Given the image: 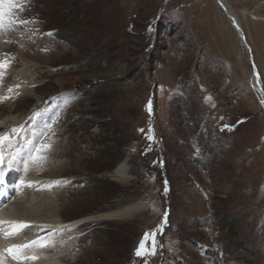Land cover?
Here are the masks:
<instances>
[{
    "label": "rangeland",
    "instance_id": "1",
    "mask_svg": "<svg viewBox=\"0 0 264 264\" xmlns=\"http://www.w3.org/2000/svg\"><path fill=\"white\" fill-rule=\"evenodd\" d=\"M19 2L28 23L0 29V97H12L0 135L22 129L3 147L14 176L0 209L44 198L37 216L61 222L32 220L31 207V221L0 226V252L30 245L20 264H264V101L249 81L255 69L264 79V0H228L240 31L215 0ZM22 70L34 79L16 84ZM13 224L26 227L9 236ZM153 237L155 255L137 256ZM44 248L55 257L38 259Z\"/></svg>",
    "mask_w": 264,
    "mask_h": 264
},
{
    "label": "bare ground",
    "instance_id": "2",
    "mask_svg": "<svg viewBox=\"0 0 264 264\" xmlns=\"http://www.w3.org/2000/svg\"><path fill=\"white\" fill-rule=\"evenodd\" d=\"M216 1V3L219 5V6H221L223 9H224V11H225V13H226V15H227V17H229V20L231 21V23L234 25V27H235V25L237 26V25H239V27L240 28H242V25H241V23H240V20L238 19V16H237V14L235 13V11H233V9L231 8V5L229 4V2H228V0H215ZM234 19H236V22L234 21ZM237 28V27H236ZM2 31V30H1ZM240 36H241V40H242V42L243 43H245V41L243 40L244 39V35H242V34H240ZM258 38H260V39H262L263 41H264V28L262 29V30H260L259 31V34H258ZM2 44V41H0V45ZM2 46H3V44H2ZM264 60V59H263ZM27 62L29 63V66H32V65H35V63L33 62V61H31V60H27ZM9 73H10V70H9ZM9 73H6V74H3V75H7V74H9ZM258 75H259V79H257V72L255 71L254 73H253V75H251V77H249V81H250V83H251V87H252V89H253V91L264 101V95H263V93H264V87H263V85H264V82H263V80L261 79V77L263 78V76L262 75H260L259 73H258ZM19 76V77H18ZM26 78H31V79H34L33 78V75L31 74V71L30 70H22V71H18V73H17V78H16V81H15V83L17 84V83H19V82H24V80L26 79ZM2 80H3V77H2ZM32 81H34V80H31L30 82H32ZM27 82V81H26ZM17 86H15V88H16ZM30 90V89H29ZM17 92V91H16ZM21 92H23V93H28L29 95L31 94V92H29L28 90H27V85H26V87H24L22 90H21ZM28 94H22L23 95V98L24 97H26V98H28L29 96H28ZM33 96V95H32ZM31 97V96H30ZM22 98V99H23ZM16 100V99H15ZM19 119V118H18ZM10 120H12V122L15 120V117H11L10 118ZM23 119H20V120H18L16 123L17 124H22L23 123V121H22ZM6 122V121H5ZM15 171V170H14ZM17 171V170H16ZM15 173V172H14ZM118 174H119V176L120 177H124V180H128L129 178H130V175L128 174V172H127V166L125 165V164H123V165H121L119 168H118ZM14 175H9L8 173H5V172H3V176H2V178H0V182L1 181H3L4 180V177H13ZM123 179V178H122ZM1 186V185H0ZM43 194H49V193H43ZM43 194H38V195H36L35 196V198H31V199H33V200H35V201H38L39 200V197L38 196H42ZM12 195H10V197H11ZM29 196V195H28ZM31 196V195H30ZM25 197H27V196H25ZM16 198H17V196H16ZM7 200V199H6ZM15 200V199H14ZM17 200V199H16ZM11 203V201H9L7 204H6V206H4L3 208H1L0 209V221H3V223H0V226L1 225H5V224H9L8 222H7V219H10V220H24L25 222L26 221H31V219H32V217H33V214H34V219H32V220H36L37 222H50V223H52V224H54V223H59V222H61L59 219H57V220H51V221H48V220H45V219H42L41 217H39V216H37V214L39 213V211H40V209H39V206H37L38 204L37 203H42V204H44L45 206H49L50 205V202L48 201H46V199H44V198H42L39 202H34V201H32V200H30L29 198H24L22 201H20V202H13L12 201V204H10ZM37 204V205H36ZM11 205H13V206H11ZM36 205V207H34ZM31 207H33V208H31ZM29 208H31V209H29ZM137 208V207H136ZM135 208V209H136ZM27 209H29L32 213H26L25 211L27 210ZM134 208H133V206L132 207H129V208H126V209H122V210H118V211H114V212H110L109 214H105L104 216H106V217H113V218H123V217H125V216H127V215H129L130 214V212L133 210ZM28 212V211H27ZM128 217V216H127ZM27 223H30V222H27ZM34 223V222H33ZM52 224H51V227H52V229L54 228V229H56V231H58L59 230V227L58 228H55L54 226H52ZM63 226H66V225H63ZM62 226V227H63ZM61 227V228H62ZM63 229V228H62ZM31 231V230H30ZM32 234V233H31ZM18 237H19V235H18ZM22 237H24V236H22ZM30 236L28 235L27 236V238L28 239H30L29 238ZM17 239V238H16ZM18 239H20V238H18ZM27 239V240H28ZM23 240V239H22ZM19 242L21 241V240H18ZM30 241V240H29ZM25 242V241H24ZM3 244H4V242H3ZM3 246V245H2ZM5 246V245H4ZM5 247H7V245L5 246ZM9 247V246H8ZM65 247H67V246H65ZM65 247H60V251H64V250H66V248ZM1 248V247H0ZM3 248V247H2ZM65 248V249H64ZM45 249V248H44ZM40 249V251H39V255H37L38 256V259H41V260H46V258L49 256V257H51L52 256V258H54L55 257V255H49V254H47V256L45 255V253L47 252V249ZM39 250V249H38ZM1 253V255L3 256L2 258L4 259H7V260H9V261H15L17 264H20L19 262H22L23 261V255H22V251L20 252V254H19V256H21V259L20 258H18V259H13L12 258V255H10L9 254V252L7 251V250H4L3 252H0ZM8 253V254H7ZM52 254V253H51ZM34 257H36V256H34ZM30 258V261L32 262L31 264H33V262H35V260L36 259H32V257H29ZM1 259V258H0ZM26 260H27V258H26ZM12 262H10V263H12ZM23 262H26L25 260L23 261ZM43 262V261H42ZM42 262H39V263H35V264H45L46 262H44V263H42ZM30 263V262H29ZM26 264V263H25ZM49 264V263H48Z\"/></svg>",
    "mask_w": 264,
    "mask_h": 264
},
{
    "label": "snow or ice",
    "instance_id": "3",
    "mask_svg": "<svg viewBox=\"0 0 264 264\" xmlns=\"http://www.w3.org/2000/svg\"><path fill=\"white\" fill-rule=\"evenodd\" d=\"M14 8H22V4L19 2V0H0V29H4V30L10 29L14 22L19 23V24L28 23V21H26V20H15L14 15H13V9ZM49 35H51V34L49 33ZM5 69H6V63L4 61H0V80H2L3 72ZM8 91H9V93H11L13 90L11 88H9ZM11 98H12L11 96L0 97V100L11 99ZM148 110H149V112H151V102H149ZM21 131H22V129L13 128L10 130V133L0 135V178H2V176H3L2 165H3L4 160H5L3 147L5 146V144H7V146L9 148L13 147L11 137L15 136L16 134H18V132H21ZM45 147H50V145L45 146ZM15 158L16 157L14 155H11L7 158L9 166L12 165V162ZM35 159L37 161H39V160L45 159V157L40 156V157H36ZM54 183L59 184L61 182L56 181ZM0 223H3V221H0ZM10 227H11V231L7 235L13 236V235H16L18 233L19 229L26 227V225L13 224ZM152 239H153V243H152L151 249H146L144 242H142L139 245V248L137 249V252H136L137 256H143V255H149V254L155 255V246L156 245H155L154 237ZM30 243H31V245H35V244H37V241H32ZM28 246H30V245L12 246V247L8 248L7 251L9 252L10 255H12L13 259H18L21 249L24 247H28ZM41 246H46V244L41 243ZM32 259H36V257H32Z\"/></svg>",
    "mask_w": 264,
    "mask_h": 264
},
{
    "label": "water",
    "instance_id": "4",
    "mask_svg": "<svg viewBox=\"0 0 264 264\" xmlns=\"http://www.w3.org/2000/svg\"><path fill=\"white\" fill-rule=\"evenodd\" d=\"M234 21L236 22V19H234ZM235 27H237V29H238V31H240L241 30V28L239 27V25H235ZM257 69H255V71H256ZM257 72V71H256ZM258 74V73H257ZM257 79H259V75H257ZM263 95H264V93H263Z\"/></svg>",
    "mask_w": 264,
    "mask_h": 264
}]
</instances>
